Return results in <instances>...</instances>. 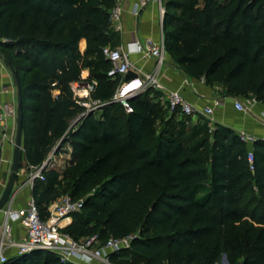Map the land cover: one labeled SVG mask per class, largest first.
<instances>
[{"label": "trees", "instance_id": "16d2710c", "mask_svg": "<svg viewBox=\"0 0 264 264\" xmlns=\"http://www.w3.org/2000/svg\"><path fill=\"white\" fill-rule=\"evenodd\" d=\"M115 4L0 0V50L22 95L20 166L41 165L58 143L56 154L71 149L62 171L34 183L41 217L62 189L83 200L64 230L75 241L137 235L113 264H220L223 255L228 264H264V142L252 145L250 171L237 134L205 124L185 137L152 89L128 101L129 113L113 102L122 79L107 77L101 51L119 44L109 22ZM164 8L165 50L187 77L264 104V0H167ZM84 71L95 84L89 101L102 106L76 120L85 108L71 86ZM162 111L170 115L157 131ZM6 264L73 263L35 251Z\"/></svg>", "mask_w": 264, "mask_h": 264}, {"label": "built area", "instance_id": "2783aa9c", "mask_svg": "<svg viewBox=\"0 0 264 264\" xmlns=\"http://www.w3.org/2000/svg\"><path fill=\"white\" fill-rule=\"evenodd\" d=\"M116 0L115 7L110 12L109 22L112 27L118 28L120 22V2ZM150 3H155L158 7L159 25L161 29V40L158 44L147 39L143 43L134 42L129 45L128 52H123L119 48H110L106 46L101 53L105 60L110 63V69L107 72V77L115 79L120 77L122 82L118 86L113 97V102L120 103L127 113L131 112L128 105L130 97H135L146 92L149 89L160 90V85L155 80V76L144 75L140 77L137 74V80L129 83L123 81L124 76L128 72H138L134 64L129 59V53L140 55L141 59L153 58L156 61V70L163 64L165 45L163 36V21L165 8L163 0H139L132 10L134 16H138L140 11ZM0 42H5L4 40ZM204 82L203 79L200 80ZM94 82L85 83L83 80L72 84L71 88L75 97L78 99L80 106L85 108V112L79 115L76 119L84 117L87 113L100 108L102 105L99 102L89 101V94L94 90ZM84 91L85 96H81L80 92ZM255 102L254 99H239L236 98L233 102V108L237 112H246L249 106ZM170 114H180L184 117H194L197 114L209 119L211 124L212 116L215 107L221 105L220 100H214L211 106H206L202 111L198 112L191 106L177 91L167 93L166 101L163 103ZM11 118L16 120V106L11 104H0V133L2 142L6 139V122ZM74 123V122H73ZM240 138L244 141H250L243 136ZM11 145L14 144L9 140ZM2 143L0 142V147ZM59 143L48 155L47 159L39 166L28 165L24 168V176L26 184L34 186L36 181L43 182L44 172L48 170H59L60 167L56 164L55 158L56 149ZM250 171L253 167V154L249 152L247 157ZM66 162H63V168ZM5 187V183L0 179V197ZM83 207V200H74L68 195L61 196L57 201L49 204L47 214L44 218L41 217L38 207L31 196L24 210L12 211L4 208L0 213L3 214L4 222L0 227V264H6L9 258L6 255V250L13 248L16 251V257L28 255L35 251H46L55 255L61 263L73 264H113L110 256L123 250L130 249L137 235H131L120 239L110 238L104 245H99L97 237L93 236L81 241H75L64 232L65 228L72 222V216L79 213ZM9 221L18 222L25 232V238L21 242H14L11 235Z\"/></svg>", "mask_w": 264, "mask_h": 264}, {"label": "crops", "instance_id": "0c3cea01", "mask_svg": "<svg viewBox=\"0 0 264 264\" xmlns=\"http://www.w3.org/2000/svg\"><path fill=\"white\" fill-rule=\"evenodd\" d=\"M222 1V0H220ZM139 0H122L120 2V22L118 28L113 27V30L119 36V44L116 48L122 49L123 52H128L129 45L134 42L143 43L149 39L153 43L158 44L161 40V29L159 25L158 7L155 3H150L144 7L138 16L132 14L135 4ZM164 4V3H163ZM165 6V5H164ZM85 44H82L84 50ZM129 59L134 64L138 72L135 74L140 77L144 75H154L155 80L160 85V90H153L157 93L158 98L155 102L162 103L166 100L167 93L177 91L180 95L198 112L206 106H211L214 100H220L221 105L214 108L212 123L213 126L219 125L232 130L239 137L243 136L250 141L245 142L249 152H252V145L256 141L264 142V104L253 102L246 112H237L233 108V102L236 98L228 96L225 89L221 85L214 87L206 86L204 82L187 77L184 72L173 62L170 54L165 50L163 64L156 70V61L153 58L141 59L140 55L129 53ZM88 72L82 73L81 79L86 78ZM84 94V95H82ZM85 96V92L80 93ZM240 99V98H239ZM243 100V99H242ZM0 104H11L16 106V88L13 85L11 74L5 67L0 58ZM200 114L191 117L195 122ZM16 124L11 118L6 122V136L3 142H0V179L6 184L4 170L11 166L13 145L9 140L14 142ZM63 153H59L55 161L59 163V171L64 168L60 163L66 162L70 157L71 149L64 147ZM25 168V161L23 162ZM33 187L25 182L24 169L19 170V175L15 183L13 193L6 209L12 211L24 210L28 200L32 196ZM4 222L3 214L0 213V227ZM11 235L14 242H21L25 238V232L18 222L9 221ZM1 237V234H0ZM6 255L10 259L16 257V251L13 248L6 250ZM95 264V263H93Z\"/></svg>", "mask_w": 264, "mask_h": 264}, {"label": "water", "instance_id": "95a60500", "mask_svg": "<svg viewBox=\"0 0 264 264\" xmlns=\"http://www.w3.org/2000/svg\"><path fill=\"white\" fill-rule=\"evenodd\" d=\"M4 64L5 67L8 69V71L10 72L13 85L16 88V120H15L16 129H15L10 173L8 175L5 187L0 197V212L8 205L11 199V195L13 193L15 183L19 175L21 151H22V130H23L22 95H21L18 76L15 69L11 66L9 62H4ZM136 80H137V75L133 72H128L123 78V81L125 83H129ZM132 98L133 97H130L129 100ZM221 264H228L225 255H223L222 257Z\"/></svg>", "mask_w": 264, "mask_h": 264}, {"label": "rangeland", "instance_id": "374dc122", "mask_svg": "<svg viewBox=\"0 0 264 264\" xmlns=\"http://www.w3.org/2000/svg\"><path fill=\"white\" fill-rule=\"evenodd\" d=\"M174 1L183 2V0H174ZM163 3H164V5H166V4H167V0H163ZM172 13H174V14L177 15V16H182V12H181V11H176V12L173 11ZM110 47H111V46H110ZM111 48H114V47H111ZM115 48H116V47H115ZM0 49H1V48H0ZM0 51H1L0 53H2V54H0L1 61L6 62V60L3 58V57H4L3 55H7V54H6L5 52H2L3 50H0ZM82 80H83L85 83L90 82L88 76H87L86 78H82ZM165 101H166V100H165ZM165 101L162 100V102H165ZM159 105L161 106L162 103L159 102ZM169 115H170V114L167 113V111H162V112H161L160 120H159V121L157 122V124H156V130H157V131H159V130L162 128L163 124H164V123L167 121V119L169 118ZM175 120L181 123L182 126L179 127V129H180V128H183V130H184V132H185V137L190 136V132H189V130H190V129H191V130L194 129V127H197L199 130H201V129L204 127V125L206 124V125L208 126V128L210 129V131H213L214 128H215V126H213V125H211V128H210V127H209V124H211L210 120H209V119H206V118L203 117V116H199V118L194 122L191 118H190V120H188V119H185L184 116H181L180 114H177V115L175 116ZM60 152L63 153V154H65V152H64L63 150H61ZM56 164L59 165V163H57V162H56ZM60 164H61V166L63 167V163H60ZM23 169H24V166H23V164H21V166H20V170L22 171ZM9 173H10V167H9L8 169L4 170L5 177L8 178ZM7 178H6V181H7ZM62 195H64V193L62 192V189H58V190H57V193H55V194L52 195V197H51V201H52V202L57 201ZM239 227H240L239 224L235 225V226H234V228H235L234 230L239 229ZM232 230H233V229H232ZM232 233H233V232H232ZM232 233H231V229H230L227 235L230 237V236L233 235ZM220 264H221V262H220Z\"/></svg>", "mask_w": 264, "mask_h": 264}, {"label": "bare ground", "instance_id": "6f19581e", "mask_svg": "<svg viewBox=\"0 0 264 264\" xmlns=\"http://www.w3.org/2000/svg\"><path fill=\"white\" fill-rule=\"evenodd\" d=\"M81 92H82V91H81ZM81 92H80V93H81ZM83 92H84V91H83ZM82 95H84V94H82Z\"/></svg>", "mask_w": 264, "mask_h": 264}]
</instances>
